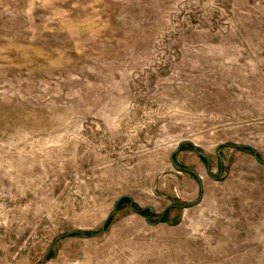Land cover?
Segmentation results:
<instances>
[{
	"label": "rangeland",
	"instance_id": "1",
	"mask_svg": "<svg viewBox=\"0 0 264 264\" xmlns=\"http://www.w3.org/2000/svg\"><path fill=\"white\" fill-rule=\"evenodd\" d=\"M72 232L46 264H264V0H0V264Z\"/></svg>",
	"mask_w": 264,
	"mask_h": 264
},
{
	"label": "water",
	"instance_id": "2",
	"mask_svg": "<svg viewBox=\"0 0 264 264\" xmlns=\"http://www.w3.org/2000/svg\"><path fill=\"white\" fill-rule=\"evenodd\" d=\"M185 144H187V145L193 147L195 153H196L198 156H200V157H202V158H205L206 161H207V164H208V168H210V161H209L208 156H207L206 154L200 153V152L195 148V145H194V143H193L192 141H188V140H187V141H183V142H181V143L179 144V146H178L179 151L182 149L183 145H185ZM235 147H236V146H235ZM220 148H221V147H218L217 150H216L217 156H219L218 152H219ZM236 148H237V147H236ZM244 148H249V149L253 150V148H251L250 146H244ZM253 152H254V150H253ZM254 153H255V152H254ZM255 157L257 158L258 161L262 162L261 159L259 158V156H258L257 153H255ZM174 158H175V154H173V155L171 156V162L173 163V165L175 166V168H176L177 170L181 171V172H182V171H186V172H188V173H190V174H193V175L199 180L200 185H201V189H202V181H201V177H200L195 171H193V170L184 169V168H181L180 166H178V165L174 162ZM124 199H130V200H131V198L128 197V196H123V197H121V198L117 201V203H116V205H115V212H114V213H117V212H118L119 205H120V203H121ZM187 207H189V206H172V207L168 208L167 210H165L164 214L161 216L159 222H162V221H163L164 217L166 216L167 212H168L170 209H172V208H182V209H183V208H187ZM131 209H132L134 212H139L138 210H136V209L134 208L133 203H131ZM148 209H150V210L152 211L153 214L155 213V209L152 208V207H150V208H145V209H143L141 212H144V211H146V210H148ZM139 213H140V212H139ZM111 219H112V218L110 217V218H108V219L104 222L101 231H100L98 234H95L96 237H101V236L104 235V233L106 232V230H107V228H108V225H109ZM146 222H147L148 224H150V225H155V224H152V223L149 221V219H147ZM77 234H79V233H78V232H72V233H69V234H67V235H63V236H61L60 238H58V239L56 240V242H55V243L49 248V250L46 252V254H45V256H44L43 261L41 262V264H46V263L48 262V260H49V258H50V255H51V253H52V251H53V249H54L55 244H57L60 240L64 239L65 237H70V236H74V235H77Z\"/></svg>",
	"mask_w": 264,
	"mask_h": 264
},
{
	"label": "trees",
	"instance_id": "3",
	"mask_svg": "<svg viewBox=\"0 0 264 264\" xmlns=\"http://www.w3.org/2000/svg\"><path fill=\"white\" fill-rule=\"evenodd\" d=\"M246 150H251V149H249V148H245ZM251 151H253V150H251ZM128 201H130L131 202V200L130 199H124L121 203H120V205H119V208H120V206L124 203V202H128ZM140 214H146V211H144V212H141L140 211ZM86 236L88 235V234H85ZM89 236V235H88Z\"/></svg>",
	"mask_w": 264,
	"mask_h": 264
}]
</instances>
